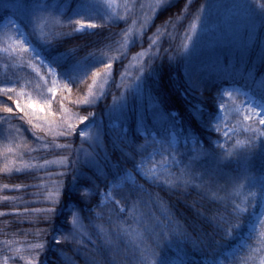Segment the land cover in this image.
I'll return each mask as SVG.
<instances>
[{
  "label": "trees",
  "instance_id": "obj_1",
  "mask_svg": "<svg viewBox=\"0 0 264 264\" xmlns=\"http://www.w3.org/2000/svg\"><path fill=\"white\" fill-rule=\"evenodd\" d=\"M221 1L146 5L144 32L125 44L142 0L124 19L101 0H0V22L17 19L59 80L50 99L45 69L18 48H0V264H202L238 242L264 191V128L232 115L233 132L218 144L212 122L224 87L264 101V0L247 5L233 33L207 28ZM60 12L57 36H40V20ZM77 21L96 27L77 33ZM121 96L126 104L111 135L106 117ZM84 117L102 120L110 159L89 163L78 153ZM169 131L182 152L171 174L159 183L136 175L102 204L109 183L150 151L152 134ZM51 158L67 166L28 168ZM246 242L226 264H257L264 227Z\"/></svg>",
  "mask_w": 264,
  "mask_h": 264
},
{
  "label": "rangeland",
  "instance_id": "obj_2",
  "mask_svg": "<svg viewBox=\"0 0 264 264\" xmlns=\"http://www.w3.org/2000/svg\"><path fill=\"white\" fill-rule=\"evenodd\" d=\"M105 2L107 10L113 18L124 19V12L127 9L134 7L137 0H101ZM143 4L140 9V13H136V18L125 34V44L128 42L129 37L131 38L130 43L138 40L139 37L144 32L146 25L144 24L142 18L147 14V8L143 12L144 7L147 5L148 10L151 8L155 10L161 6L164 2H169L172 0H142ZM229 1V3H226ZM252 0H226L219 3H215L216 13L214 11L213 21H211L207 28H225L227 32L233 33L236 29L240 28L243 23H245V10L247 5ZM53 12V11H52ZM63 12L57 13V16H50L48 19H41L39 23L38 33L40 36L53 35L57 36V28L62 26V15ZM52 14V13H51ZM143 16V17H142ZM61 19V20H60ZM65 23V21H64ZM81 25L87 24H77L74 31L77 33H83L86 31H91V27H84L81 29ZM77 29H80L77 31ZM0 43L2 45L12 46L13 48H18L19 50L28 53L31 60L37 65L43 67L50 77L49 88L47 94L50 99H53L56 90L59 87V80L56 70L50 63L44 58L40 50L35 47L29 39V36L23 26L17 19L11 16L5 17L0 22ZM109 69H106L101 79L104 85L102 91L105 92L106 86L110 81ZM126 104V99L121 96L118 100L113 102L111 109L108 111L106 127L110 129V134L114 135L111 131L114 130L117 135V130L120 124V114ZM216 106L217 112L216 116L212 122V128L214 131L218 132L221 139L217 142L218 144H223L226 138L232 134L233 129L230 127L231 116L236 115L244 121L254 120L259 123V119L264 118V101L260 100L253 92L250 90H243L239 87H226L222 88L216 95ZM259 114V115H258ZM102 120H93L92 117L84 121L82 128L78 131L79 144L78 153L83 156L86 162L92 163L95 158H101L108 160L110 159V154L103 151L102 142ZM264 128V125H260ZM144 135V134H142ZM153 139L152 147L150 151L141 158L137 164L134 166V172L130 170L122 171L115 180H112L108 187L101 193L100 202L102 204L107 203L112 200L111 190L114 188L121 187L122 185L128 183L133 184L136 180V175L140 176L146 181L159 183L164 181L170 174L171 171L180 162L181 150L180 142L174 131H169L167 134L156 137L152 134ZM154 144V145H153ZM192 143H190L191 145ZM181 146H186L185 142L181 143ZM67 166L66 160L64 158H51L41 162H33L28 166L30 169L45 171L54 168H61ZM262 227H264V191L256 196L254 203L251 206L249 220L246 224V230L244 234L239 238L237 244H235L229 250L217 255L213 258H209L202 261V264H226V260H231L233 257L238 255L243 248L247 245V239L256 234ZM257 264H264V256H262Z\"/></svg>",
  "mask_w": 264,
  "mask_h": 264
},
{
  "label": "snow or ice",
  "instance_id": "obj_3",
  "mask_svg": "<svg viewBox=\"0 0 264 264\" xmlns=\"http://www.w3.org/2000/svg\"><path fill=\"white\" fill-rule=\"evenodd\" d=\"M76 23L79 24L80 22L77 21ZM84 27L95 28L96 25H95V24L81 25V29L84 28ZM193 27H195V26H193ZM79 30H80V29H77V31H79ZM6 91L11 92L12 89H11V88H8V89H6ZM9 99H11V97H9ZM28 106H29V107H33V105H31V104H29ZM17 109H19V104H18V102H17ZM5 111L11 113L13 110H12L11 107H8V108L5 109ZM258 115H259V114H258ZM87 119H88V117H84V118L81 120V123H84V121L87 120ZM259 124H260V125H264V118L259 119ZM261 134L264 135V133H261ZM49 211H51V210H49ZM234 211H243V209H241V208H239V206H237V208L234 209ZM0 215H3V213H0ZM217 226L219 227V225H217ZM56 242H57V243H60V241H58V240H57ZM36 247H40V245H36Z\"/></svg>",
  "mask_w": 264,
  "mask_h": 264
}]
</instances>
